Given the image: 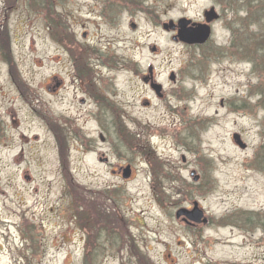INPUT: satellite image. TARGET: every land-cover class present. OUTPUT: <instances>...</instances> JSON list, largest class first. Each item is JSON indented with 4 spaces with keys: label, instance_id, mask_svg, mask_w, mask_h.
<instances>
[{
    "label": "rangeland",
    "instance_id": "obj_1",
    "mask_svg": "<svg viewBox=\"0 0 264 264\" xmlns=\"http://www.w3.org/2000/svg\"><path fill=\"white\" fill-rule=\"evenodd\" d=\"M167 1L166 15H138L132 31L126 17L121 28L112 17L87 21L92 0H0V264H264V0ZM217 4L236 14L216 27L223 45L188 49L160 25ZM75 5L89 24L73 19ZM70 30L90 31L104 58L93 55L90 65L108 73L104 82L110 61L123 64L124 90L126 65L136 60L161 79L179 70L187 76L184 101L138 112L151 126L152 175L127 154L141 131L112 111L119 93L103 94L107 105H91L77 122L66 119L76 111ZM56 77L63 86L54 96L47 88ZM101 154L111 165L98 163ZM126 163L134 164L130 181L112 174ZM195 204L207 224L177 218Z\"/></svg>",
    "mask_w": 264,
    "mask_h": 264
},
{
    "label": "flooded vegetation",
    "instance_id": "obj_2",
    "mask_svg": "<svg viewBox=\"0 0 264 264\" xmlns=\"http://www.w3.org/2000/svg\"><path fill=\"white\" fill-rule=\"evenodd\" d=\"M93 2L88 4V13L86 14V20H99L102 24H105L109 20V17L115 18L113 21L118 19V25L121 28L125 17L127 18L129 28L132 31L137 29V24L134 22L138 15L144 13H156L160 12L162 15H166L171 7L167 0H154L152 6L149 4L153 0H92ZM156 3L158 5H156ZM77 5L72 9L73 19L77 23L89 24L87 21H83L75 14H77ZM92 8H97L93 11ZM200 17L190 18V17H180L177 20H169L168 24L165 21L160 23L163 30L171 37L176 45H185L188 49L201 50L207 47V45H223L215 42V32L216 27L219 24H224L226 19L230 15L236 16L235 11L232 8H223L221 5H211L208 9H204ZM229 15V16H228ZM241 17L243 15H240ZM235 19V17H233ZM244 18V17H243ZM234 19L232 22H234ZM67 25V24H66ZM96 30L99 25L95 26ZM241 28V22H237V26ZM94 29V28H93ZM238 29V28H237ZM95 30V29H94ZM218 31V30H217ZM243 29H240V33ZM89 30H84L81 33H75L73 30L69 31V37L67 35L68 45L67 50L70 54L72 61V72L70 75L69 86L73 88L70 92L69 98L73 106V113H71L66 119L76 121L78 114H83L87 109L93 105L94 109L100 108L103 105H107L105 97L103 94H114L119 93V95H114L116 97L114 102L110 105L114 114H118L120 121L121 119H126L131 121L136 128L140 129L141 135L137 134L135 139H133L132 148L127 151V154L133 156L135 159L140 158L144 161L146 167L151 168L149 174H153L152 167V151L150 149V132L151 126L144 119L138 118V112L144 110L150 112L154 109L161 108L166 111L173 109L174 103H181L185 100L183 93L186 90V78L187 76L179 70L178 73L171 72L165 75L161 79L159 75H156L152 65L148 67V70H141L139 68V62L136 60L135 63H130L126 65V90L122 87V72L123 64L118 61H110L109 69L112 72L111 79L108 82H104L103 79L107 80L102 74L101 70L99 73L91 67V56H97L96 62L100 63L103 61L102 54L98 50L99 45H93V38L89 34ZM183 33H186L184 35ZM233 34V30L231 31ZM189 38L192 42H183L180 36ZM81 37V40L78 37ZM135 44V43H134ZM105 45V44H104ZM133 45V43H131ZM136 45V44H135ZM227 45H234L233 42L227 43ZM113 60V59H110ZM103 78V79H102ZM55 84L52 87H48L47 90L57 96L61 87L63 86V81L54 78ZM117 86L116 91L113 87ZM158 87V89L156 88ZM124 91V93L122 92ZM223 106V103H222ZM132 111L135 113L133 119L128 118V112ZM55 126L60 128V119L54 121ZM72 124V123H71ZM103 125V124H102ZM58 130L55 131V133ZM114 131V130H113ZM119 131V130H118ZM120 132V131H119ZM121 135L126 133V129L121 127ZM69 137H71L69 135ZM139 137V138H138ZM99 139L102 144H107L108 140L104 137L103 133H99ZM74 141V140H73ZM75 142V141H74ZM178 151L182 150V147L177 148ZM92 157L94 153L90 152L87 154ZM98 163L101 165H111V159L109 156L101 154ZM181 161L186 164L187 160L184 155H181ZM130 163H126L125 166L118 165L112 170V174H118L124 180L130 181L133 178L134 172ZM117 168V169H116ZM191 177H199L198 182L201 181L202 176L195 173L193 170L190 173ZM29 181L30 177H26ZM154 183V182H153ZM154 184H152V187ZM154 188V187H153ZM110 187L106 188V191ZM106 193H109L107 191ZM197 225V224H189ZM135 254V253H134Z\"/></svg>",
    "mask_w": 264,
    "mask_h": 264
},
{
    "label": "water",
    "instance_id": "obj_3",
    "mask_svg": "<svg viewBox=\"0 0 264 264\" xmlns=\"http://www.w3.org/2000/svg\"><path fill=\"white\" fill-rule=\"evenodd\" d=\"M183 34L186 35V33H183ZM180 38L183 42H186V43L192 42L189 38L182 37V35L180 36ZM156 88L158 89V87H156ZM234 141H235L236 145L239 146L241 149H243V150L246 149V145L243 144L241 137L239 135H237V134L234 135ZM194 180L197 181L198 177H195ZM183 215L193 222H197V223H201V222L205 223L206 222V220H202L203 213L198 209L197 205H195V208L191 212L179 211L177 213V218H180Z\"/></svg>",
    "mask_w": 264,
    "mask_h": 264
},
{
    "label": "bare ground",
    "instance_id": "obj_4",
    "mask_svg": "<svg viewBox=\"0 0 264 264\" xmlns=\"http://www.w3.org/2000/svg\"><path fill=\"white\" fill-rule=\"evenodd\" d=\"M58 58H55V59H53L54 61H56ZM226 225H228V226H226ZM221 227V229L222 230H224V231H231V229H229V228H234L233 230H236L235 228V226H233L232 224H223L222 226H220ZM221 242V244L223 245L224 244V242L223 241H220ZM224 246H225V248L227 247V248H229V247H235L236 246V244L234 243V242H229V241H227V242H225V244H224ZM1 249V248H0Z\"/></svg>",
    "mask_w": 264,
    "mask_h": 264
},
{
    "label": "trees",
    "instance_id": "obj_5",
    "mask_svg": "<svg viewBox=\"0 0 264 264\" xmlns=\"http://www.w3.org/2000/svg\"><path fill=\"white\" fill-rule=\"evenodd\" d=\"M261 38H262V37H261ZM259 39H260V38H259ZM255 41H258V39L254 38V39L250 40V44L253 43V42H255ZM261 41H263V38H262L259 42H261Z\"/></svg>",
    "mask_w": 264,
    "mask_h": 264
}]
</instances>
